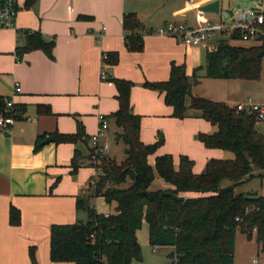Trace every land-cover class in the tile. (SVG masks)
<instances>
[{
    "label": "crops",
    "instance_id": "1",
    "mask_svg": "<svg viewBox=\"0 0 264 264\" xmlns=\"http://www.w3.org/2000/svg\"><path fill=\"white\" fill-rule=\"evenodd\" d=\"M213 1L200 0L197 11ZM179 5L178 0L18 1L15 27L0 31V97L12 99L24 109L20 120H14L7 128L0 127V264H32L30 248L34 250L36 264H73L50 261V227L86 221V213L77 209L78 198L83 199V204L94 207L97 213H115V203L107 204L103 197H93L88 189L96 174L94 168L83 166L72 173L70 163L77 144L52 141L34 152L40 136H45V141L55 132L75 133V116L83 124L89 146H92L91 138L97 132L100 119L118 108L115 86L113 82L108 85L101 81L102 70L110 78L133 83L130 103L132 112L141 117L140 140L145 144L163 140L161 147L148 158L151 165L156 156L169 154L177 167L178 157L186 155L194 162L193 172L199 174L212 158L233 159L229 152L206 149L192 139L196 132H216L215 126L193 113L183 120L173 118L172 108L164 102V94L143 87L145 81H166L172 63L184 65L189 76L200 68L195 73L199 83L192 86L193 96H199L196 89L208 79L204 77L207 46H185L171 37L154 34L156 28L168 22L189 27L201 24L204 14L199 20L196 13L191 20ZM184 5L189 9L194 6L190 0ZM129 14H134L142 23L137 32L143 44L141 51H129L125 45L123 21ZM17 30L37 31L45 40L52 39V58L36 50L17 60L15 48L25 42ZM110 53L117 54L114 65L103 60V55ZM15 84L19 85L20 93L14 92ZM222 101L236 106L247 104L248 100L245 103L229 98ZM256 104H264V101ZM39 105L49 106L51 115H38ZM112 124L109 120L103 140L108 144L110 134L117 131L112 129ZM258 127L264 133V122ZM196 150L201 159L198 164ZM83 152L86 155V148ZM159 180L156 178L151 188L154 185V190L163 189ZM183 196L198 197L199 194ZM99 200L105 202V206ZM10 207L20 213L17 226L9 222ZM136 237L141 249L149 245L145 222ZM248 240L251 242L252 238ZM166 249L168 253L171 251Z\"/></svg>",
    "mask_w": 264,
    "mask_h": 264
},
{
    "label": "trees",
    "instance_id": "2",
    "mask_svg": "<svg viewBox=\"0 0 264 264\" xmlns=\"http://www.w3.org/2000/svg\"><path fill=\"white\" fill-rule=\"evenodd\" d=\"M263 23L257 27L264 32ZM125 45L129 51H141L142 40L137 33L142 23L134 15L124 17ZM24 37L23 46L15 48L20 60L24 54L40 50L52 58L54 42L45 40L37 31L17 30ZM245 32L233 31L221 35L206 51L205 78L239 81H259L264 64V35L249 46L233 45L244 41ZM117 54H106L104 62L114 65ZM189 76L184 65L172 63L169 77L162 82L143 83V87L164 94V102L172 108V117L183 120L193 114L217 128L212 134H199L206 149L229 152L232 160L210 159L204 170L195 174L194 162L186 155L178 157L175 167L169 154L156 156L153 165L148 158L156 153L163 140L145 144L140 140L141 117L132 112L131 81L110 78L117 95V110L103 117L112 120L117 129L116 142L124 146V157L117 160L98 154L96 163L89 167L100 171L94 186L88 189L93 197H103L107 204L115 203V213H97L94 207L83 204L78 198L77 209L86 213L85 222L52 225L49 238V258L52 263L73 264H132L141 262V247L136 232L142 223L148 226V242L153 248L174 250L170 264H234L235 233L247 239L254 238L264 254V195L237 193L245 181L264 177V133L256 113L248 109L238 111L223 101H212L192 95V86L199 78ZM5 98L0 97V113L6 109ZM188 101V102H187ZM38 115H51L49 106H37ZM193 113V114H192ZM15 121L20 120L24 109L14 104L8 112ZM76 132L53 133L56 144L81 143L86 155L74 150L70 167L76 173L81 164L93 153L89 137L81 121L75 116ZM45 136L37 138L34 152L43 146ZM257 171L256 175L254 172ZM160 179L168 189L152 190L151 185ZM230 185L222 188L223 181ZM186 193L198 197H184ZM9 222L20 223V213L10 207ZM32 264H36L33 248L29 249Z\"/></svg>",
    "mask_w": 264,
    "mask_h": 264
},
{
    "label": "rangeland",
    "instance_id": "3",
    "mask_svg": "<svg viewBox=\"0 0 264 264\" xmlns=\"http://www.w3.org/2000/svg\"><path fill=\"white\" fill-rule=\"evenodd\" d=\"M193 2L194 6L189 9L186 5L187 0H178L179 6L182 7V12L188 13V16L194 19L197 13V6L200 0H190ZM220 11L219 14L204 13V18L201 24L210 22L213 24L225 23L230 26L233 21L227 11L231 10L233 15L236 16L240 10H246L249 8H255L260 11H264V0H219ZM228 36V35H226ZM214 40L211 44H215ZM256 42L252 38H247L244 41L232 42L233 45L249 46L255 44ZM201 85V84H200ZM196 93L199 95L197 97L206 98L212 101H222L225 98L231 100L240 101L245 103L248 98H250L253 103L264 101V64L261 72V79L259 81H239V80H221V79H210L205 80L201 86L196 89ZM264 122V121H263ZM112 129L117 130L112 124ZM163 133L162 131L160 134ZM200 133L192 134V139L196 144H202L198 139ZM196 137V138H195ZM109 151L107 153L110 157L117 160H121L124 157V146L121 142H116L113 134H110L108 138ZM203 145V144H202ZM185 147H188L186 144ZM77 148L84 153L85 146L81 143H77ZM193 152V151H192ZM195 156H197L198 164L200 162V153L196 150L194 151ZM229 155H232L229 153ZM99 173H97L98 176ZM162 185L161 188L168 189L170 186L163 181L159 180ZM230 185V182L225 180L222 182L221 187L225 188ZM155 186L151 188L154 190ZM237 193H251L257 192L259 195H264V177L252 178L245 181L241 186L237 188ZM102 206H105V202L99 200ZM98 208H101L100 204ZM169 250L166 248H158L154 251V248L147 244L141 249L142 261L133 262V264H167L165 256ZM236 257V264H264V254L258 249L256 241L252 238L251 242L246 238V236L239 231L235 233V251L234 258ZM254 261V262H253Z\"/></svg>",
    "mask_w": 264,
    "mask_h": 264
},
{
    "label": "built area",
    "instance_id": "4",
    "mask_svg": "<svg viewBox=\"0 0 264 264\" xmlns=\"http://www.w3.org/2000/svg\"><path fill=\"white\" fill-rule=\"evenodd\" d=\"M19 0H0V31L3 29H10L15 27V19L18 12ZM189 6L192 3L189 2ZM70 10V8H68ZM203 17V13L197 11V18L200 20ZM231 19L233 24L228 26L225 23L213 24L206 22L199 24L196 27H189L181 23L168 22L154 30V34L163 37H171L177 42L185 46H207L208 49L212 46L214 40H218L221 35H230L233 31L239 30L245 32L244 39L252 38L254 41L258 40V37L264 35L257 26L263 23L262 11L249 8L246 10H240L236 16L232 15ZM106 58V55H103ZM101 81L112 85L111 79L107 76L105 70H102L99 75ZM21 89L18 84H15V93H20ZM6 109L3 113H0V127L7 128L14 123V118L8 114L11 111L14 103L12 99L5 100ZM236 109L242 111L248 109L251 113H256L260 122L264 121V104H255L248 99L247 104H237ZM109 128L108 122L103 118L100 119V124L95 135L91 138V147L93 153L88 161L81 164L83 166H89L96 163V157L98 154L106 155L109 150V144L104 140L107 136V130ZM93 168V167H92ZM96 171L95 176L90 180V184L94 186L97 173L100 171L94 168ZM167 264H170L169 262Z\"/></svg>",
    "mask_w": 264,
    "mask_h": 264
},
{
    "label": "water",
    "instance_id": "5",
    "mask_svg": "<svg viewBox=\"0 0 264 264\" xmlns=\"http://www.w3.org/2000/svg\"><path fill=\"white\" fill-rule=\"evenodd\" d=\"M198 10L200 12L204 13H213V14H219L220 11V2L219 0H214L211 3H208L206 5H203L201 7L198 8ZM227 13L229 14V16L231 17L233 15V12L231 10L227 11ZM54 136H49L45 139V141H43V144L49 143L54 141ZM175 258V253L174 250H171L168 255L166 256V260L168 262L172 261Z\"/></svg>",
    "mask_w": 264,
    "mask_h": 264
}]
</instances>
